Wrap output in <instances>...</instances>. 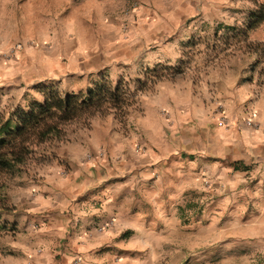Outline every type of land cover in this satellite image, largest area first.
Listing matches in <instances>:
<instances>
[{
    "label": "crops",
    "instance_id": "crops-1",
    "mask_svg": "<svg viewBox=\"0 0 264 264\" xmlns=\"http://www.w3.org/2000/svg\"><path fill=\"white\" fill-rule=\"evenodd\" d=\"M244 2L0 0V76L53 87L89 82L102 69L138 74L178 55V44L200 39L202 28L242 23ZM126 11L132 40L118 28ZM152 42L160 44L153 49ZM209 43L199 53L214 58L207 76L170 89L165 104L151 101L167 113L151 121L142 112L137 132L94 119L76 144L54 149L42 170L17 179L5 194L10 209L2 219L15 230L0 238V264H72L80 254L111 263L96 252L131 243L132 229L182 234L179 209L187 194V203L203 204L200 219L209 223L200 232L209 235L208 264H217L218 252L224 264H264V63L255 55L242 60L219 40ZM72 86L70 92L81 90ZM31 89L16 100L24 108L44 100ZM203 176L212 187L196 195L206 191Z\"/></svg>",
    "mask_w": 264,
    "mask_h": 264
},
{
    "label": "rangeland",
    "instance_id": "rangeland-1",
    "mask_svg": "<svg viewBox=\"0 0 264 264\" xmlns=\"http://www.w3.org/2000/svg\"><path fill=\"white\" fill-rule=\"evenodd\" d=\"M257 4L264 5V0H245L238 18L239 21L242 20V23L238 24L235 21L233 25L202 28L204 33L200 39L196 40L192 38L193 41H188V44L187 42L178 44V48H176L178 49L176 52L178 55H166L165 58H162V62L158 66L153 64L150 69L143 70L138 74H132L129 70V73L123 72V74L119 75L115 73V70L109 71L108 69H102L98 75L94 76V79L89 78V82L81 80V82L75 83L76 86H72L75 84L70 85L66 81H63L60 85H54L53 87L58 88L61 93H72L70 92V86L86 91V89L92 87L93 83L108 82L113 88L119 87L121 93L127 98V105L122 111L112 106L111 109L106 111L108 113L106 116L96 115L86 121L69 124L65 128V136L62 139L54 140L51 143L43 145L41 150H38L35 157L21 171L16 172L14 175H6L3 177L2 183L5 194L16 184L18 178L22 176H34L36 171L38 172L39 169L42 170L45 164L48 165L50 159L53 157L54 149L62 145L76 144L74 141L78 142V136L82 132H85V129H89V124L92 120L100 119L104 122L112 120L113 128L124 129L125 131L132 129V132H137L140 128L136 122L142 112L148 114L151 117V121H153L152 116L158 113H167V110L160 109V106L157 107V104L155 103L156 105H154L151 101L156 100L154 98L158 97V100H162L163 104H165L167 97L170 96V89H174L178 84L183 85L188 82L196 83L198 80L205 78L207 76V67L214 64V58L206 57L205 55L201 57L199 53L204 52L205 54L207 50L211 49L214 45H211L209 42L213 39L215 42L218 40L221 41L225 47L230 45L234 51L239 53L238 56H242V60L255 55L256 59L264 63V23L257 29L251 30L247 36H244L242 32L249 20V11L257 8ZM118 26L123 36L125 35L126 39L130 38V32L132 31V13L129 11L124 12L122 21L118 23ZM130 40H132V36ZM159 44L152 42L149 44V47L154 49ZM114 47L116 50L125 48L122 44L119 46L115 45ZM128 52L131 54L132 48H129ZM68 60V58L62 59L63 62H67ZM80 63L81 60H78L76 64L81 66L79 65ZM200 68L203 70H200ZM261 68L264 69V64L261 65ZM37 82V80H29L27 78L22 81V79H18L17 74L0 76V108L5 110H9L12 107L24 108L23 106L26 103H17L16 100L20 101L24 99L27 94L31 95V91H28L29 88H32L34 93H37L39 97H44V91L47 87H44L43 82ZM36 83L37 85L34 86ZM89 83L91 84L90 86ZM36 86H38L37 89ZM6 87L9 91L12 89L15 95L19 97L12 96L11 91L7 97L2 96L1 90H5ZM81 90H77L76 93ZM33 98H28L27 102ZM130 117H132V123L128 120ZM128 123H130V126H128ZM138 148L139 146L136 147V149ZM101 153H106V151L102 149ZM202 182L206 191L196 193V195L209 194L207 190L212 187V183L206 176H203ZM187 196L188 194L179 209L181 221V227L179 226V228L182 229V234H176L175 227H173L174 230H170L169 232L160 226L152 227V230L143 228L140 232L132 229V234L127 235L128 239L132 241L131 243L126 242L125 244H120L114 247L113 250L112 247L105 248L104 250L96 252L97 257L98 255L101 258L109 257L108 259L111 260L112 264H208L209 235L200 234V232L205 231L206 233L207 230H204V228L209 223L207 220L200 219L203 204L187 203V198H190ZM151 212L147 210L146 214H150ZM152 215L153 218H156V211L152 212ZM10 234H12V231L1 233L0 238ZM218 255L222 257L218 258L216 263L224 264L223 253L220 254L218 252ZM84 256L85 254L76 256L72 264L79 258L82 260L81 264L90 262V264H96L95 260L87 262V258Z\"/></svg>",
    "mask_w": 264,
    "mask_h": 264
},
{
    "label": "trees",
    "instance_id": "trees-1",
    "mask_svg": "<svg viewBox=\"0 0 264 264\" xmlns=\"http://www.w3.org/2000/svg\"><path fill=\"white\" fill-rule=\"evenodd\" d=\"M257 5L258 9L249 11V20L242 31L244 36L264 23V5ZM126 100L119 87L113 88L102 81L77 93H61L50 86L41 102L32 101L26 108H0V234L15 230L2 219L10 209L5 201L3 177L21 171L43 145L62 139L69 124L96 115L106 116L112 106L122 111Z\"/></svg>",
    "mask_w": 264,
    "mask_h": 264
},
{
    "label": "built area",
    "instance_id": "built-area-1",
    "mask_svg": "<svg viewBox=\"0 0 264 264\" xmlns=\"http://www.w3.org/2000/svg\"><path fill=\"white\" fill-rule=\"evenodd\" d=\"M16 47H18V46H16ZM250 112H249V116H248L247 123L251 125L253 123V116H252V114ZM225 124H227V120H226V117L223 116L222 118H220L219 125L222 126V125H225ZM110 223L111 222H109V224H107L106 226L110 225ZM81 263H82V260L80 258L79 259H76L74 261V264H81Z\"/></svg>",
    "mask_w": 264,
    "mask_h": 264
}]
</instances>
